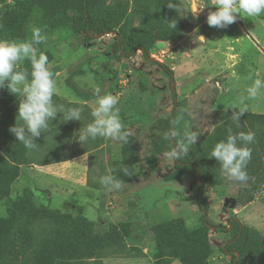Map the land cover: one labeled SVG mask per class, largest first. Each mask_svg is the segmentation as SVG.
I'll return each mask as SVG.
<instances>
[{"label": "rangeland", "instance_id": "obj_1", "mask_svg": "<svg viewBox=\"0 0 264 264\" xmlns=\"http://www.w3.org/2000/svg\"><path fill=\"white\" fill-rule=\"evenodd\" d=\"M20 1L0 0V31L4 29V21H16L13 9L19 6ZM99 1L104 5L100 17L107 19L113 28L108 35L86 42L84 33L74 34L60 24L53 27V22L44 17L41 9H34L24 25L26 35L14 40H31L32 29H41L47 40L36 46L37 55L43 52L48 58L54 56L53 61L49 59V65L59 61L55 65H60L63 71L55 80L61 97L83 103L69 85L68 78L85 91L94 92L90 85H98L102 89L101 94L118 97L124 129L137 138L139 160L133 170V181L125 182L120 190L104 188L100 184L104 175L112 174L122 181L121 171H116V174L113 171L122 159V143L105 138L102 153L87 152L74 157L76 151L87 147V143L82 144L77 137L83 126L63 119L58 128L56 124L53 132L60 139H65L64 153L68 159L44 167L36 164L38 168L35 170L30 168L35 167L34 164L21 166L9 187L10 197L0 200V218L8 217L12 201L26 188H31L37 205L60 209L74 216L83 215L95 223L94 231L99 234L76 241L68 239L67 232L62 233L65 245L47 264H158L160 257L152 228L182 217L195 232L178 241V251L169 260L172 264H184L183 257L194 247L191 237L197 239L204 235L201 211L197 202L191 199L196 182L192 172L173 177L175 161L166 159L164 154L168 151L156 153V143L166 139V131L159 119L169 117L175 104L171 127L178 132L176 140L179 144L186 131L196 132L199 136L197 143L190 145L187 153L196 151L200 154L213 141L221 122L218 110L239 111L246 105V112L264 113V95L241 103L242 97H246L245 89L255 79L264 80V14L255 18L237 14L236 21L226 28L207 24V40L197 35L193 51L186 52L185 58L179 53V47L166 46L159 41L151 49V59L172 68L174 76L170 78L141 51L131 57H122L112 47L115 32H126L138 40L154 25L166 24V13L160 0ZM183 1L178 10L185 32L199 26L209 12L216 10L215 6L208 5L206 12L196 13L191 0ZM198 2L210 3L211 0ZM87 61L94 74L73 75L81 67L89 68ZM129 69H135L133 78L121 87V75ZM18 70L30 73V60L21 61ZM50 70L54 72V69ZM174 90L178 94L176 103ZM22 99V96L12 94L7 84L0 88V121L3 122L0 124V155L9 162L14 160L8 145V138L13 136L9 129L17 120ZM4 107L14 109L13 117L8 121ZM239 122L230 119L231 134L252 132L255 144L259 143L260 137H264V120L252 118L247 128ZM251 149L255 150L247 165L249 179L245 183L229 180L220 164H211L213 177L219 183L205 186L208 219L217 225H228L229 218L236 217L264 234V148L259 145ZM31 211L25 213L23 209H16L7 221L0 222V264H36L38 261V253L33 249L23 251L22 244L38 238L36 249L42 250L40 241L43 238L45 242L49 240L45 228L52 225L54 218L43 209ZM111 223L118 225L124 237V253L117 254L111 247V255L98 258L102 249L111 245L108 239L101 236ZM232 235L231 231H209L208 244L196 246L206 260L203 264H230L231 256L222 247ZM6 248L14 251L11 256L7 255Z\"/></svg>", "mask_w": 264, "mask_h": 264}, {"label": "trees", "instance_id": "obj_2", "mask_svg": "<svg viewBox=\"0 0 264 264\" xmlns=\"http://www.w3.org/2000/svg\"><path fill=\"white\" fill-rule=\"evenodd\" d=\"M173 3L175 8H169L168 3ZM181 0H160V5L163 11L166 13V24H157L153 28L144 32L142 38L134 40L131 35L126 32H115V41L113 42V49L118 51L122 57H131L141 51L143 56L151 60L153 63H157L163 70H165L170 78L174 76V70L170 68L164 62L151 59V49L159 41L162 42H173L179 43L184 36L187 34L184 30L182 18L179 14V6ZM34 9H41L44 17L53 22V27L64 25L69 28L74 34L84 33L85 41H91L97 37L110 34L113 31L112 26L107 19L100 17L104 10V5L98 0H21L17 8L13 9V13H16V21L13 23L4 21V29L0 31V39L14 40L16 38H23L26 35V29H24L25 23L28 21L31 13ZM169 20L177 21L176 30L169 28ZM51 61L54 60V56H50ZM89 71L92 72L91 67L84 69L81 68L78 71L73 72V75L86 74ZM78 72V73H76ZM93 73V72H92ZM68 83L74 90V92L81 97L82 100L89 101L95 96L94 92L89 90L85 91L74 81L68 78ZM177 92L174 90L173 97L175 103L177 101ZM56 105H63L65 108L78 107L82 109L81 121L72 120L69 122H77L84 127L92 122L93 117L91 116L92 108L85 103H78L61 97L56 94L53 97ZM5 114L7 121L13 117L14 109L6 108ZM176 109L174 104L172 113L167 118L159 119V123L162 128L166 131V135L173 124V113ZM221 115V122L217 126V131L213 136V141L209 143L204 150L198 154L196 151L193 153H187L180 160L175 161V169L172 173L173 177L182 176L189 172L193 173L196 187L193 191L191 199L195 200L201 211V220L203 223L202 231L204 235L199 239L191 237L193 239L194 247L187 256L183 257L184 264H203L206 262L201 252L196 246L208 244V232L213 231H231V239L224 242L222 249L231 256L230 264H263L264 259V234L261 230L242 223L236 217H230L228 225H217L208 219L209 203L205 195V186L207 184L214 185L219 183L214 178V169L212 165L218 166L219 163L215 158L211 157V152L214 146L224 141L228 137L230 119H233V113L238 111L232 110H218ZM18 115V111H17ZM262 119L264 120V113H252L245 112L239 124L247 125L250 123V119ZM63 116L58 114L56 120L50 122V132L42 133L40 137L35 139L36 146L34 149L26 148L13 134L12 137L8 138V145L13 153V162H9L0 155V200H4L9 196V187L14 181V178L19 173V168L23 165L38 164L46 165L54 162H61L68 159L65 150V139L59 138L54 134L53 128L61 125ZM3 122L0 121V124ZM21 125L23 122L16 120L15 124ZM13 124V123H12ZM14 124V125H15ZM13 125V126H14ZM126 130V129H125ZM128 131V130H126ZM129 132V131H128ZM122 143V159L114 167L113 171L120 170L122 173V181L129 182L133 181V175L130 177L125 176L123 168L128 166L132 171L139 160V150L137 147V138L134 134L129 132L127 143ZM106 144L105 138H97L96 140H89L85 149L81 148L75 152V156L90 153L94 154L102 153ZM178 142L175 138L165 139L160 143H156V153H162L163 151H170L172 148L177 146ZM264 148V137L259 138V143L249 144L250 148L259 146ZM254 151L255 149H251ZM195 155V157H192ZM72 155H69L71 157ZM250 163V162H249ZM248 163V165H249ZM212 164V165H211ZM262 183V182H260ZM259 183V184H260ZM33 190L26 188L24 192L12 201L11 207L9 208V215L6 218H0V222H5L10 216H12L16 209H23L25 213H31V210L38 211L43 209L50 213L54 218L52 225L45 228L46 238L48 241L41 239L40 245L42 250L36 249V241L29 239L26 243L22 244V250L27 251L33 249L38 253L39 259L36 264H47L51 258L55 256L58 249L63 248L65 240L61 238V234L64 232L68 233V239L74 238L76 241L83 240L84 238L90 239L99 235L94 231V222L83 215H72L68 212H62L60 209H53L44 205H37L33 200ZM155 235V240L158 249V257L160 262L158 264H172L169 258L174 255L175 251H178V241L183 237H190L195 232L194 229H190L182 217L173 218L171 220L159 223L152 228ZM44 235V236H45ZM102 237L108 239L111 243L110 246L102 249L101 254L98 258H104L112 254L111 247L115 248L117 254L124 253V237L120 232L117 224L111 223L107 230H104L101 234ZM7 249V255L11 256L14 251ZM114 254V253H113ZM45 257L49 259L46 260ZM96 264H102V262H96Z\"/></svg>", "mask_w": 264, "mask_h": 264}, {"label": "clouds", "instance_id": "obj_3", "mask_svg": "<svg viewBox=\"0 0 264 264\" xmlns=\"http://www.w3.org/2000/svg\"><path fill=\"white\" fill-rule=\"evenodd\" d=\"M208 5L215 6L216 10L209 12L207 24L217 28H226L233 24L237 14L249 18L264 14V0H211L210 3L201 4L198 11ZM168 7L175 8L171 2L168 3ZM169 21V28L176 30L177 21ZM46 40L47 37L42 35L39 28L32 29L31 40L0 39V88L7 84L12 94L23 97L17 115V120L23 123L19 126L16 123L9 131L28 149L35 148V139L42 133L50 132V122L56 120L58 114L63 116L65 122L81 121V108H65L54 103L53 97L58 92L57 81L49 68L48 56L43 52L37 55L36 48ZM25 59L30 60V73L27 70H18L19 63ZM90 86L93 87L96 96V106L91 110L92 122L78 132L79 142L86 144L89 140L109 138L127 143L129 132L124 129L120 118L118 97L101 94L102 89L98 85ZM245 92L246 97H242V104L246 99L254 100L264 95V80L255 79ZM246 111L245 105L233 113V118L239 122ZM177 135V131L170 129L165 138H175ZM198 137L196 132L186 131L183 141L164 154L166 159L180 160L187 154L188 147L197 143ZM254 140L255 134L252 132L233 135L229 131L227 139L214 146L210 158L217 160L229 180L245 183L249 179L247 165L252 159V150L247 145L252 144ZM123 172L127 177L133 175L128 166L123 168ZM100 184L107 190H120L124 182L112 174H107L100 178Z\"/></svg>", "mask_w": 264, "mask_h": 264}, {"label": "crops", "instance_id": "obj_4", "mask_svg": "<svg viewBox=\"0 0 264 264\" xmlns=\"http://www.w3.org/2000/svg\"><path fill=\"white\" fill-rule=\"evenodd\" d=\"M183 2L184 1L181 0V2H180L181 6H182ZM191 5H192V0H191ZM205 10H207V7H206ZM205 10H204V12H206ZM201 12H203V11H201ZM202 31H204V32L200 34L199 32H202ZM197 35L198 36H203L207 40V17H205L202 20V22H201V24L199 26H196V27L190 29L189 31H187V34L184 36V38L179 43H173V42H164V43L166 44V46H176L177 48L179 47V53L183 56V58H185L186 57V55H185L186 52L193 51L192 50V49H194L193 43L196 41ZM157 43H159V42H157ZM156 44H155V46H156ZM58 63H59V61H57V62L55 61V64H58ZM52 64L55 65L54 63H51L49 65V68L50 69L51 68L54 69L53 76H54V79H56L57 77L60 76V72L63 71V68H61L60 65H55V67H52L53 66ZM87 64L89 65L88 61H87ZM88 67H91V66L89 65ZM81 68H83V67H81ZM84 69H87V68H84ZM88 73H92V72L89 71ZM92 74H94V73H92ZM82 75H85V74H82ZM57 94H60L59 90H58ZM81 102H83L85 104H88L93 109L96 106V97H94L93 99H91L89 101L81 100ZM34 165H36V164H34ZM37 166L38 165H36L35 167H30V168H31V170H35L36 168H38ZM39 166L44 167L46 165H39ZM23 175L24 174L22 173L21 174V178L23 177Z\"/></svg>", "mask_w": 264, "mask_h": 264}, {"label": "built area", "instance_id": "obj_5", "mask_svg": "<svg viewBox=\"0 0 264 264\" xmlns=\"http://www.w3.org/2000/svg\"><path fill=\"white\" fill-rule=\"evenodd\" d=\"M201 4H203V3H199L198 0H192L193 11L196 13H201V11H204L206 9V7L203 10L198 11ZM134 71H135V69H129L128 71L124 72L121 75V78L119 81V84L121 87H125L132 80ZM119 95H120V93H119Z\"/></svg>", "mask_w": 264, "mask_h": 264}, {"label": "water", "instance_id": "obj_6", "mask_svg": "<svg viewBox=\"0 0 264 264\" xmlns=\"http://www.w3.org/2000/svg\"><path fill=\"white\" fill-rule=\"evenodd\" d=\"M173 86L175 87V82H174V80H173Z\"/></svg>", "mask_w": 264, "mask_h": 264}]
</instances>
